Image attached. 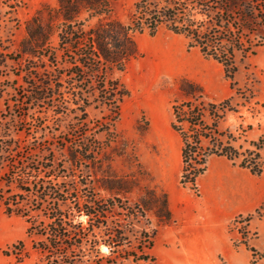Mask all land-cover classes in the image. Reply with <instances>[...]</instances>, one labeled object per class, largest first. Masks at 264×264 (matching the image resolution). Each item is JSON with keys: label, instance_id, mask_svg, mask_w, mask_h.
Here are the masks:
<instances>
[{"label": "trees", "instance_id": "trees-1", "mask_svg": "<svg viewBox=\"0 0 264 264\" xmlns=\"http://www.w3.org/2000/svg\"><path fill=\"white\" fill-rule=\"evenodd\" d=\"M114 2L57 0L56 7L45 9L44 14L39 10L26 22L25 36L16 49L15 55L26 59L27 65L21 70L23 84L14 88L21 100L14 101L13 106L20 108L19 112L15 113L9 105L0 108V203L6 215L24 219L25 234L40 255L36 264L83 261L114 264L110 256L117 250L133 261H153L149 252L156 228L149 232L135 231L132 221L139 222L150 210L158 224L173 220L166 194L146 185L141 186L143 195L135 210L125 201L119 205L123 216L119 224L109 220L115 210L114 197L100 199L96 192L90 191L81 202L78 184L68 185L62 165L56 162L42 115L28 119L30 109L51 108L54 115L67 116L68 123L60 131L64 137L60 139L68 160L74 166L81 160L95 164L99 147L88 133L90 129L83 128L88 127L87 108L108 109L113 126L121 103L129 95L120 76L115 74L124 71L127 62L138 55L135 34L154 35L164 26L183 35L189 47L198 48L204 57L222 66L235 94L239 92L232 82L235 54L240 53L242 58L253 55L264 44V0H135L126 22L113 15ZM16 7L15 3L9 5L11 11ZM54 35L56 41L52 43ZM8 59L14 60V57L4 48L0 51V66H5ZM179 89L193 99L204 96L203 88L187 79H180ZM5 90L0 86V102ZM232 97L223 99L218 106L224 107ZM208 105L215 108L213 103ZM171 108V128L182 140V185L196 188L195 178L205 170L210 154L224 155L254 175L262 172L264 138L250 141L252 148L244 149V154L229 144L219 151L201 148L198 130H208V136L212 130L203 122V109L188 100H175ZM31 122L35 132H40L39 136L26 126ZM109 129L105 128L107 132ZM116 184L118 191H127L124 181ZM255 214L258 218L264 216V208H258ZM81 216L86 217L85 222ZM129 232L136 236L135 246L128 243ZM100 243L107 247L108 255H101L97 247ZM240 243L252 251V264L264 258V252L250 247L244 235ZM22 247L23 241L19 240L13 245V251L16 250L13 253L20 255Z\"/></svg>", "mask_w": 264, "mask_h": 264}, {"label": "rangeland", "instance_id": "rangeland-1", "mask_svg": "<svg viewBox=\"0 0 264 264\" xmlns=\"http://www.w3.org/2000/svg\"><path fill=\"white\" fill-rule=\"evenodd\" d=\"M134 2L135 0H115L113 15L118 20L126 22ZM14 3L17 7L11 11L9 5ZM56 6L57 0H0V51L7 48L14 57V60L8 59L5 66H0V86L6 88L3 100L0 102L1 109L9 105L15 113L20 110L13 106L14 101L21 100L14 88L23 84L21 70L27 65V61L19 59L15 54L20 40L25 36L26 22L37 11L42 10L44 14L45 9ZM134 39L138 55L127 62L124 71L115 74L120 76L129 95L121 103L119 116L113 126L110 125L112 117L108 109L98 106L87 108L88 127L83 128L90 129L88 133L93 135L99 147L95 154V164H91L88 160H81L74 166L68 160L67 151L62 149L63 144L60 139L64 137L60 131L64 130V125L68 123L67 116L54 115L51 108L36 106L29 110L28 118L42 115L56 162L62 165L60 168L67 184L70 186L78 184L81 202L82 197L90 191L96 192L100 199L115 198L114 214L109 220L117 224L123 222L121 208H119L122 202L125 201L131 210H135L136 203L143 195L142 185L154 187L161 192L155 184L170 180L174 174L180 158L179 149L182 140L179 133L170 127V122L173 120L171 108L173 101L188 100L193 106L203 109L201 112L203 122L212 130L210 136L207 134L208 130H198L201 133V148L219 151L229 144L244 154V149L252 148L250 141L264 138V44L257 48L253 55L242 58L240 53L235 54L236 71L232 82L234 88H238V94L230 88L222 66L211 58L199 55V59L204 63H199V66L209 73L205 79L208 90L204 91L202 99H193L179 89L180 79L186 78L178 76V73L180 70L188 72L186 69L188 59L186 56L181 57L178 51L179 49L188 50L187 40L164 26L159 27L154 35L146 32L137 33ZM51 41L55 43V35ZM215 72L219 73L220 79L227 86L226 98L233 96L224 107L218 106L223 99L214 95L212 75ZM189 73L193 76L196 72ZM147 77L152 80L149 87L143 83L142 85L139 81L143 78L146 82ZM6 98L9 100L6 101ZM209 103L215 104V108L211 109ZM6 112L7 110H4V113ZM26 126L33 134L40 135V132H35L33 122L30 126L28 124ZM106 127L110 128L109 132L105 130ZM183 127L187 128L186 122L183 123ZM248 157L249 155H246V158ZM241 158L242 156H239V159ZM261 162L264 163V141ZM262 172L264 173V169ZM119 180L124 181L126 192L117 190L116 182ZM105 186L111 188L108 190L104 188ZM260 208H264V205ZM246 217L247 215H237L228 224L233 244H241L242 235L247 243L254 237L255 231L249 230L247 223L251 218L258 217L255 212L251 213L249 220H246ZM80 219L83 222L86 221L85 216H81ZM132 224L135 231L144 229L149 232L156 228L153 246L149 252L154 260L133 261L131 257L124 258V253L117 250L110 256L113 263L161 264L159 257L163 255L165 243L161 240L158 228L162 224H158L151 210L147 211L145 217L139 222L132 221ZM238 226L242 228L237 229ZM25 229L24 219L6 215L0 203V264L37 263L40 255L32 248V240L26 236ZM135 237V234L128 233V243L131 246L137 244ZM19 240L23 241V251L20 255H16L13 253L16 252V250L13 251V245ZM97 247L101 255L109 254L104 244L100 243ZM78 264L95 263L83 261Z\"/></svg>", "mask_w": 264, "mask_h": 264}, {"label": "crops", "instance_id": "crops-1", "mask_svg": "<svg viewBox=\"0 0 264 264\" xmlns=\"http://www.w3.org/2000/svg\"><path fill=\"white\" fill-rule=\"evenodd\" d=\"M187 48L179 49L178 53L187 57L188 72L180 70L178 76L198 84L206 92L205 79L209 73L199 66L204 64L199 59L202 54L196 47ZM190 71L196 73L191 76ZM212 80L214 95L226 98L227 86L218 72L212 75ZM181 147L182 141L172 178L155 184L166 194L173 220L158 228L165 243L163 255L159 257L161 264H252V251L244 244H233L228 224L235 216L249 215L264 205V173L254 175L224 155L210 154L205 170L195 178L196 188L192 189L180 183ZM247 228L256 232L248 240L249 246L264 252V216L251 218ZM254 264H264V259Z\"/></svg>", "mask_w": 264, "mask_h": 264}, {"label": "bare ground", "instance_id": "bare-ground-1", "mask_svg": "<svg viewBox=\"0 0 264 264\" xmlns=\"http://www.w3.org/2000/svg\"><path fill=\"white\" fill-rule=\"evenodd\" d=\"M147 80H148V81L144 82L143 78H141L139 81H140L141 84H142V83H143V84H146V86L149 87V86H151V84H152V80L149 79L148 77H147ZM143 84H142V85H143Z\"/></svg>", "mask_w": 264, "mask_h": 264}, {"label": "built area", "instance_id": "built-area-1", "mask_svg": "<svg viewBox=\"0 0 264 264\" xmlns=\"http://www.w3.org/2000/svg\"><path fill=\"white\" fill-rule=\"evenodd\" d=\"M244 220V219H243ZM238 223L240 224V219L238 220ZM242 227L241 226H238L237 229H241Z\"/></svg>", "mask_w": 264, "mask_h": 264}]
</instances>
